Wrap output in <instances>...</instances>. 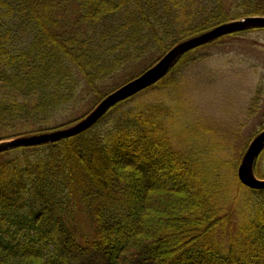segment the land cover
<instances>
[{
	"label": "trees",
	"instance_id": "trees-1",
	"mask_svg": "<svg viewBox=\"0 0 264 264\" xmlns=\"http://www.w3.org/2000/svg\"><path fill=\"white\" fill-rule=\"evenodd\" d=\"M247 17H264V0H0V142L75 124L175 45ZM245 32L181 55L77 136L0 153V264H264V190L244 187L237 165L224 184L178 115L196 51ZM81 92L92 107L52 126ZM79 204L93 226L84 247L68 229Z\"/></svg>",
	"mask_w": 264,
	"mask_h": 264
},
{
	"label": "rangeland",
	"instance_id": "rangeland-1",
	"mask_svg": "<svg viewBox=\"0 0 264 264\" xmlns=\"http://www.w3.org/2000/svg\"><path fill=\"white\" fill-rule=\"evenodd\" d=\"M195 57L182 76L180 99L185 104L178 113L182 120L177 117V122L183 126L182 130L203 143L205 159L222 161L223 173L229 174L223 177V183L227 184L230 176L229 181H233L234 166L240 165L252 140L264 130L261 129L264 126V29H249L244 34L207 45L197 50ZM116 83L121 85L124 80L120 78L112 84ZM170 99H166L167 104ZM95 100V96L79 93L73 111L52 126L82 116ZM179 137L176 139L181 140ZM197 140L191 142L190 149L197 146ZM253 171L256 178L264 179V148L254 160ZM81 207L79 204L68 229L77 245L84 247L93 226L89 216L81 214ZM28 236L33 237L31 233L20 232L15 241H27ZM39 241H36L39 249L45 256L49 255L53 246L45 239ZM92 264L100 263L94 260Z\"/></svg>",
	"mask_w": 264,
	"mask_h": 264
},
{
	"label": "water",
	"instance_id": "water-1",
	"mask_svg": "<svg viewBox=\"0 0 264 264\" xmlns=\"http://www.w3.org/2000/svg\"><path fill=\"white\" fill-rule=\"evenodd\" d=\"M264 29V17H247L217 26L196 37L180 42L171 48L153 66L133 80L121 85L103 98L84 118L75 124L52 132L18 137L0 142V153L16 149L53 144L77 136L92 128L111 108L163 79L175 61L183 54L221 37L249 29ZM264 148V130L256 136L243 156L237 169L238 181L251 190H264V179L256 178L253 172L255 158Z\"/></svg>",
	"mask_w": 264,
	"mask_h": 264
}]
</instances>
